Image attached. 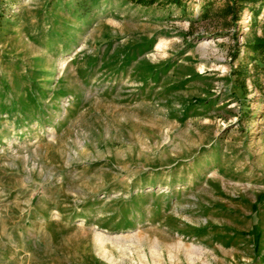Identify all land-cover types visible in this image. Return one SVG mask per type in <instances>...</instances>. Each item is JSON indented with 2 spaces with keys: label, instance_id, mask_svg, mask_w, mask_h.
Wrapping results in <instances>:
<instances>
[{
  "label": "rangeland",
  "instance_id": "obj_1",
  "mask_svg": "<svg viewBox=\"0 0 264 264\" xmlns=\"http://www.w3.org/2000/svg\"><path fill=\"white\" fill-rule=\"evenodd\" d=\"M227 4L0 0V264H264V2ZM172 197L259 226H153Z\"/></svg>",
  "mask_w": 264,
  "mask_h": 264
},
{
  "label": "crops",
  "instance_id": "obj_2",
  "mask_svg": "<svg viewBox=\"0 0 264 264\" xmlns=\"http://www.w3.org/2000/svg\"><path fill=\"white\" fill-rule=\"evenodd\" d=\"M262 152L264 153L263 150ZM256 186V184L252 185L250 183L248 187L240 188L233 195L243 200L249 199L252 202L251 205H255L258 199L264 198V194L262 191H257ZM166 194L167 191H160L158 193L160 195L159 200L166 199ZM192 198L199 199V197ZM175 200L176 198L172 197L167 203L166 201H158L155 204L154 210L156 212L152 213L153 226H159V229H163L165 226H211V224H215L217 226H246L249 231L254 228L257 230L256 226H259L258 216L252 211L251 205L249 209L246 206H237L239 207L238 211L225 209L220 212H211L208 211L210 207L206 202H196L195 204L198 209H201V213H194V209L190 206L194 203L181 204ZM262 226H264V222ZM245 236H247L246 244L250 247L255 246L252 242V239L255 240L254 234L251 233ZM259 244L264 250V240Z\"/></svg>",
  "mask_w": 264,
  "mask_h": 264
},
{
  "label": "bare ground",
  "instance_id": "obj_3",
  "mask_svg": "<svg viewBox=\"0 0 264 264\" xmlns=\"http://www.w3.org/2000/svg\"><path fill=\"white\" fill-rule=\"evenodd\" d=\"M249 20H248V16L244 19V21H243V23L244 24H246L247 22H248ZM213 40L212 39H210V38H206V39H203V40H201V42H200V44H199V46H202V47H205V45H207V44H209V43H211ZM71 56H69V58H70ZM54 71V70H53ZM26 128H28V127H26ZM55 133V130H54V128L53 127H51L50 129H49V132H48V134H50V135H53ZM15 139H17L16 137H15ZM161 192L163 191L162 190V188H160L159 189ZM94 242H95V246H96V249L98 250V254L99 255H101L103 258H105L107 261H109V262H111V263H114V264H117V260H114V256H111L110 254H109V252H108V250H107V248H106V243L107 242H111V243H114V244H116V246L117 247H120L121 248V246L122 245H124V243L128 240L127 238H121V237H116V238H110V237H107V236H103V235H101L100 233H98V234H96L95 236H94ZM137 242V241H136ZM191 248H193V247H191ZM193 249H195V248H193ZM199 248H197V250H198ZM196 250V249H195ZM198 252V251H197ZM144 258V257H143ZM120 259H122V258H120ZM122 260H124V259H122ZM197 260L198 259H196V258H193V257H191V258H189L188 259V262H189V264H194L195 262H197ZM173 261V260H172ZM171 261V262H172ZM202 262H205L206 264H211V262L210 261H208V260H202ZM174 262H172V263H170V264H173ZM130 264H162V261H160V260H158V259H152V262H150V260H147L146 262H144V261H141V262H139V261H132V262H130Z\"/></svg>",
  "mask_w": 264,
  "mask_h": 264
},
{
  "label": "trees",
  "instance_id": "obj_4",
  "mask_svg": "<svg viewBox=\"0 0 264 264\" xmlns=\"http://www.w3.org/2000/svg\"><path fill=\"white\" fill-rule=\"evenodd\" d=\"M152 0H142V2H149ZM175 1H179V0H175ZM228 4L226 5V12L230 13L233 17V15H235V11L237 9V7L243 6L244 3L246 2H250V3H256V2H261L263 3L264 0H227ZM261 7V6H260ZM260 7L254 11V14L256 16L259 15L260 12ZM239 19V18H238ZM237 18H234V20H238ZM262 35H257L254 39V42L252 44V47L254 50L256 51H261L264 53V21L262 23Z\"/></svg>",
  "mask_w": 264,
  "mask_h": 264
}]
</instances>
